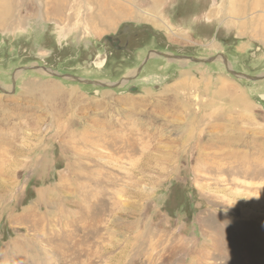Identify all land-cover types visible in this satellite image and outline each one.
Here are the masks:
<instances>
[{
    "label": "rangeland",
    "instance_id": "1",
    "mask_svg": "<svg viewBox=\"0 0 264 264\" xmlns=\"http://www.w3.org/2000/svg\"><path fill=\"white\" fill-rule=\"evenodd\" d=\"M10 1L0 264H264V55L178 58L184 25L147 31L120 0Z\"/></svg>",
    "mask_w": 264,
    "mask_h": 264
},
{
    "label": "crops",
    "instance_id": "2",
    "mask_svg": "<svg viewBox=\"0 0 264 264\" xmlns=\"http://www.w3.org/2000/svg\"><path fill=\"white\" fill-rule=\"evenodd\" d=\"M120 1H123L124 4L119 3V5H116L117 3H115L113 5L110 1L112 7L116 10L112 13L121 17H130L131 15L135 17L137 15L136 9L140 10L143 14L154 18V20H140L147 24L141 25L147 31L150 29L151 31H161L164 33V37L167 36L166 32L175 36L176 29L170 26L184 25V28L179 30L187 32L189 39L182 36V40L187 43L178 45L183 48L187 47L194 56L202 53V51L212 50L216 42L221 48L224 46L227 48L226 53L222 51L223 49H221V53L217 52L216 57H220L222 63H226V61L236 62L233 58L244 54L249 48L252 49L253 53L257 51L258 56L264 55V0H222L220 9L217 12L215 5L218 0H188V2H191L189 4L193 6H189L191 12L187 23L181 22L178 18H171L173 13L174 16L180 15L181 12L177 13L180 10L174 12V9L182 5L181 1L186 2L187 0ZM134 5L136 6L135 11L133 10ZM116 6L120 9H117ZM219 31L227 35L230 34L235 42L227 44L228 39L226 37L216 38V33ZM171 41L176 43L175 40ZM229 48L231 52L228 50ZM225 57L226 59H224ZM215 98H217V95H215ZM243 104L246 105L247 103L244 102ZM212 108L210 111L213 110Z\"/></svg>",
    "mask_w": 264,
    "mask_h": 264
},
{
    "label": "flooded vegetation",
    "instance_id": "3",
    "mask_svg": "<svg viewBox=\"0 0 264 264\" xmlns=\"http://www.w3.org/2000/svg\"><path fill=\"white\" fill-rule=\"evenodd\" d=\"M124 29H126V28H124ZM124 29H123V30H124ZM125 31H126V30H124L123 32H122V31H119L118 34H117L116 36H114V37L107 36V37H106V40L109 41V42L111 43L112 47H114V48H116V49H118V50L126 49V48L128 47L129 39H126L125 42H123V44H121V43H120V40H119V38L121 37L120 35H122ZM123 35H124V34H123ZM125 35H126V34H125ZM135 37H136V36H135ZM127 38H128V37H127ZM148 50H153V51H155L154 49H148ZM158 50H160V49H158ZM156 52H158V51H156ZM146 53H147V52H146ZM158 53H159V54H156L157 56L166 57V56L164 55L165 53H163V52H158ZM149 54H152V53L150 52ZM149 54H148V56H149ZM153 54H154V53H153ZM174 55L177 56V57H191V58H193V59H198V58L195 57V56H189V55H184V54H174ZM145 56H146V54L144 55V58L142 59L141 65H139V67H138V69H137V73L135 74L137 77H138L137 74H139V73L142 71V69L146 66L147 62L149 61V57H148V56L145 57ZM195 61H196V60H195ZM136 76H135L134 78H129L128 76L123 77L124 79H122L121 83H122V82H127V83H128L129 81H132L133 79H135ZM123 80H126V81H123ZM121 83L119 82V84H117L116 86H119Z\"/></svg>",
    "mask_w": 264,
    "mask_h": 264
},
{
    "label": "bare ground",
    "instance_id": "4",
    "mask_svg": "<svg viewBox=\"0 0 264 264\" xmlns=\"http://www.w3.org/2000/svg\"><path fill=\"white\" fill-rule=\"evenodd\" d=\"M52 3L57 5V9H61V4L63 0H51ZM10 0H0V27H4L7 23V18L10 15V6H11ZM109 15L106 14L107 18H104L105 22H101V24H104L105 26L111 22V19L108 17ZM100 19V18H99ZM53 89V88H52ZM94 144V143H93ZM111 144V143H110ZM226 170V169H225ZM243 170V169H242ZM255 171V170H254ZM260 172V171H259ZM246 173V172H245ZM263 174V173H262ZM251 175V174H250ZM256 176V175H255ZM257 177V176H256ZM86 184V183H85ZM88 184V183H87ZM33 248V247H32ZM47 252V251H46Z\"/></svg>",
    "mask_w": 264,
    "mask_h": 264
},
{
    "label": "water",
    "instance_id": "5",
    "mask_svg": "<svg viewBox=\"0 0 264 264\" xmlns=\"http://www.w3.org/2000/svg\"><path fill=\"white\" fill-rule=\"evenodd\" d=\"M151 53H154V54H159L158 52H156V51H152ZM166 56V55H165ZM178 58H182V59H193V58H191V57H178ZM194 60H198V59H194ZM226 65V64H225ZM236 74H238L239 76H242V77H245V78H249V79H253V80H256V79H259L258 77H250V76H248V75H246V74H243V73H236ZM123 81H126V80H123ZM121 83V82H120ZM93 84H95V83H93ZM117 84H119V83H117Z\"/></svg>",
    "mask_w": 264,
    "mask_h": 264
}]
</instances>
